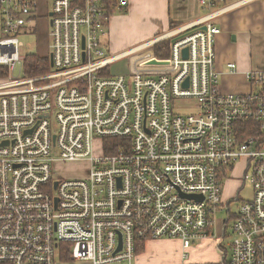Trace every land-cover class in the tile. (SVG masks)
Instances as JSON below:
<instances>
[{
  "label": "built area",
  "instance_id": "2783aa9c",
  "mask_svg": "<svg viewBox=\"0 0 264 264\" xmlns=\"http://www.w3.org/2000/svg\"><path fill=\"white\" fill-rule=\"evenodd\" d=\"M247 1L199 0L198 20L141 48L169 39L167 57L118 72L109 27L129 0H0V264H135L159 239L182 241V264H208L187 252L205 238L225 264H264V69L226 92L216 68L215 20ZM40 10L50 69L30 76L20 38ZM69 163L88 173L55 172ZM238 163L254 196L223 202Z\"/></svg>",
  "mask_w": 264,
  "mask_h": 264
},
{
  "label": "crops",
  "instance_id": "0c3cea01",
  "mask_svg": "<svg viewBox=\"0 0 264 264\" xmlns=\"http://www.w3.org/2000/svg\"><path fill=\"white\" fill-rule=\"evenodd\" d=\"M237 1L239 0H230V3ZM205 13L199 0H129L124 10L112 15L108 44L111 42L112 47L122 49L117 54L132 50L139 53L145 43L173 30L172 22L177 23V27L183 26L195 22ZM215 22L221 29L216 37L215 49L216 68L220 72L222 89H227L224 90L226 92L247 91L246 73L253 69H264V0L247 1L217 18ZM143 26L146 29L139 34L141 41L126 46L125 38L120 34ZM230 62L237 64L238 72H230ZM238 166L236 170H242ZM224 195L225 192L223 200ZM234 198L235 196L231 199ZM221 229L222 225L219 224L218 233Z\"/></svg>",
  "mask_w": 264,
  "mask_h": 264
},
{
  "label": "rangeland",
  "instance_id": "374dc122",
  "mask_svg": "<svg viewBox=\"0 0 264 264\" xmlns=\"http://www.w3.org/2000/svg\"><path fill=\"white\" fill-rule=\"evenodd\" d=\"M40 10L39 16L30 23V26L34 29V35H29L26 37H21L20 40L24 43L29 50H25L29 54L37 53L40 55H48V32H49V23L47 16L41 14ZM146 29V26L143 28H135L131 32H123L120 34L121 37H124L126 46L139 43L141 39L139 34H142ZM136 37L138 39H136ZM116 39V38H115ZM113 45V44H112ZM111 42L107 43V52L109 55H114L119 52H122V49H119L115 46L112 47ZM154 47L149 46L141 50L139 53L133 51L124 56H121L119 59L123 58L116 62L113 67L116 71H123L127 68L129 62L133 67H136L140 64L141 61H145V56H147V61H150L151 52ZM133 53L132 58H129ZM149 56V57H148ZM146 63V62H145ZM223 83V82H222ZM224 90H227L224 88ZM239 165V163L237 164ZM238 167H241L239 165ZM88 164L86 163H69V164H58L55 168V172L59 175H64L68 177H77L82 176L88 173ZM244 173L241 168L235 170L233 174L230 175L229 179L226 180L224 186V200L223 202H228L237 194L240 198L251 199L254 196L253 189L251 188L248 182H243L241 176ZM237 204L231 206L232 212H236ZM228 218L226 210H222L217 214V226L215 227L214 233L218 234L219 224L222 221ZM232 232L227 233L226 238L224 239V244H229L231 242ZM218 240L214 238H205L198 240L187 250L190 260H197L199 262H204L208 264H225L222 261V256L220 255V250L218 249ZM183 245L180 239H159L148 241L145 244V251L141 253L138 258H136L135 264H182V254H183ZM69 264H88L85 261H73Z\"/></svg>",
  "mask_w": 264,
  "mask_h": 264
},
{
  "label": "trees",
  "instance_id": "16d2710c",
  "mask_svg": "<svg viewBox=\"0 0 264 264\" xmlns=\"http://www.w3.org/2000/svg\"><path fill=\"white\" fill-rule=\"evenodd\" d=\"M177 26H178L177 23H173V22L171 23V27L176 28ZM170 43L171 40L167 39L156 44L154 47V53L156 57L158 58L167 57L169 55ZM25 69L30 76L47 73L50 69L48 56L40 55L37 53L29 54L25 61ZM8 74L9 73L6 68L0 67V77H6ZM138 249H139L138 254L144 251L145 244H141L140 246H138Z\"/></svg>",
  "mask_w": 264,
  "mask_h": 264
},
{
  "label": "water",
  "instance_id": "95a60500",
  "mask_svg": "<svg viewBox=\"0 0 264 264\" xmlns=\"http://www.w3.org/2000/svg\"><path fill=\"white\" fill-rule=\"evenodd\" d=\"M203 29H206V27L204 26ZM233 39H235V36H233ZM187 53H188V50L185 49V50H184V55L187 56ZM187 83H188V81H186L185 85H187ZM121 248H122V240H121V238H120V244H119L118 250H121ZM118 250H117V251H118Z\"/></svg>",
  "mask_w": 264,
  "mask_h": 264
},
{
  "label": "bare ground",
  "instance_id": "6f19581e",
  "mask_svg": "<svg viewBox=\"0 0 264 264\" xmlns=\"http://www.w3.org/2000/svg\"><path fill=\"white\" fill-rule=\"evenodd\" d=\"M134 51H136V50H134ZM131 52H133V50L132 51H127V52H125V54H122V55H126V54H128V53H131ZM121 54L118 56V59L122 56Z\"/></svg>",
  "mask_w": 264,
  "mask_h": 264
}]
</instances>
